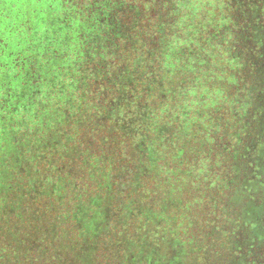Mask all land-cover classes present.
<instances>
[{
	"label": "trees",
	"instance_id": "1",
	"mask_svg": "<svg viewBox=\"0 0 264 264\" xmlns=\"http://www.w3.org/2000/svg\"><path fill=\"white\" fill-rule=\"evenodd\" d=\"M43 1L0 0V264H264V0Z\"/></svg>",
	"mask_w": 264,
	"mask_h": 264
},
{
	"label": "rangeland",
	"instance_id": "2",
	"mask_svg": "<svg viewBox=\"0 0 264 264\" xmlns=\"http://www.w3.org/2000/svg\"><path fill=\"white\" fill-rule=\"evenodd\" d=\"M48 0H44L43 2H38V4H37V10H38V12H40V10H41V8L40 7H43V6H45V7H48L49 6V4H48V2H47ZM46 9V8H45ZM5 25H4V23L3 24H1L0 25V28H2V27H4ZM2 30V32H4V30L5 29H1Z\"/></svg>",
	"mask_w": 264,
	"mask_h": 264
}]
</instances>
